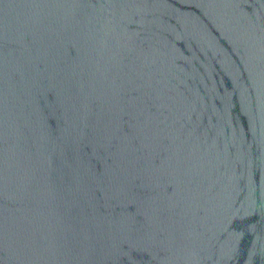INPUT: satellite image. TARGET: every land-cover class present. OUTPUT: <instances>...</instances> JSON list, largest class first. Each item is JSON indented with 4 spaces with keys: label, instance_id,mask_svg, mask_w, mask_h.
I'll list each match as a JSON object with an SVG mask.
<instances>
[{
    "label": "water",
    "instance_id": "95a60500",
    "mask_svg": "<svg viewBox=\"0 0 264 264\" xmlns=\"http://www.w3.org/2000/svg\"><path fill=\"white\" fill-rule=\"evenodd\" d=\"M0 264H264V0H0Z\"/></svg>",
    "mask_w": 264,
    "mask_h": 264
}]
</instances>
